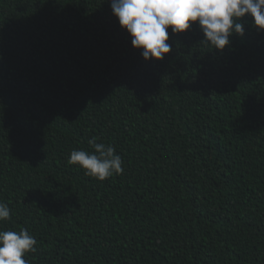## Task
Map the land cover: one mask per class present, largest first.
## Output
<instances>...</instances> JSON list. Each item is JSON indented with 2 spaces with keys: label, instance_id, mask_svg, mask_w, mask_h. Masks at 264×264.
<instances>
[{
  "label": "trees",
  "instance_id": "trees-1",
  "mask_svg": "<svg viewBox=\"0 0 264 264\" xmlns=\"http://www.w3.org/2000/svg\"><path fill=\"white\" fill-rule=\"evenodd\" d=\"M197 23L145 61L108 0H0V201L27 264H264V31ZM124 172L69 164L88 140Z\"/></svg>",
  "mask_w": 264,
  "mask_h": 264
},
{
  "label": "clouds",
  "instance_id": "clouds-1",
  "mask_svg": "<svg viewBox=\"0 0 264 264\" xmlns=\"http://www.w3.org/2000/svg\"><path fill=\"white\" fill-rule=\"evenodd\" d=\"M119 26L131 38V46L141 50L145 61L163 60L172 44L169 31L183 33L197 23L203 34L202 43L215 50L230 44L233 34L243 35L241 21L246 14L264 31V0H108ZM88 140L93 151L72 150L68 163L84 170V175L104 181L124 172V162L111 144ZM9 206L0 201V221L10 219ZM37 239L27 228L19 232L0 229V264H27L23 257L36 251Z\"/></svg>",
  "mask_w": 264,
  "mask_h": 264
}]
</instances>
